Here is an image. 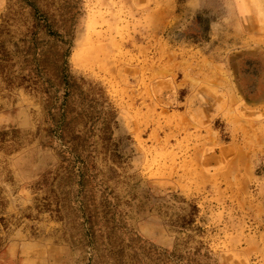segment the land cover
I'll list each match as a JSON object with an SVG mask.
<instances>
[{
    "label": "rangeland",
    "instance_id": "1",
    "mask_svg": "<svg viewBox=\"0 0 264 264\" xmlns=\"http://www.w3.org/2000/svg\"><path fill=\"white\" fill-rule=\"evenodd\" d=\"M34 1L76 86L60 132L0 73V264H264V0Z\"/></svg>",
    "mask_w": 264,
    "mask_h": 264
},
{
    "label": "trees",
    "instance_id": "2",
    "mask_svg": "<svg viewBox=\"0 0 264 264\" xmlns=\"http://www.w3.org/2000/svg\"><path fill=\"white\" fill-rule=\"evenodd\" d=\"M12 6H17L20 11L28 9L30 25L25 23V31L21 33V37L15 40L16 32L11 29L12 21H15L16 15L20 11L10 7L7 18L0 25L1 76L8 87H22L31 93L40 94L50 124H61L58 127L62 132L68 114L71 112L68 105L69 97L72 94L71 87L76 86L74 82L70 81L69 73H63L68 70L66 61L68 51L67 49L62 50V44L67 43L66 33L64 34V28L58 27L57 23L42 11L34 0H15ZM46 59L53 60L55 64L61 62L59 65L57 64V69L60 72L58 73L59 83L53 82L47 75V67L44 64ZM97 113L100 115L98 119L101 129L103 132H108L110 119L103 117L102 110ZM95 123L94 121L92 128L93 126L96 128ZM87 129L90 130V127ZM56 132L59 135V131L56 130ZM59 136L62 137V135ZM62 153L68 163L66 165L67 174L70 171L72 173L77 171L80 181H86L88 167L87 162L81 158L82 156H77L76 160L70 161V152L67 154L62 150Z\"/></svg>",
    "mask_w": 264,
    "mask_h": 264
}]
</instances>
